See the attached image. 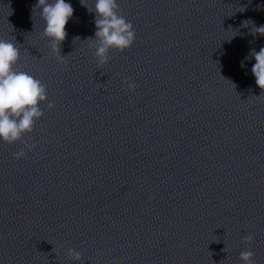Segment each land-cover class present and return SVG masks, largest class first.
I'll return each instance as SVG.
<instances>
[{"label": "clouds", "instance_id": "1", "mask_svg": "<svg viewBox=\"0 0 264 264\" xmlns=\"http://www.w3.org/2000/svg\"><path fill=\"white\" fill-rule=\"evenodd\" d=\"M88 7L89 12H95V43L94 56L98 65L109 62L110 50L120 52L129 49L136 38V33L131 22H128L119 11L117 0H95L94 7ZM35 8L42 9L40 16L45 22L43 37L48 38L51 52L56 54L59 63H65L64 57L60 56V44L67 36L66 25L73 16L74 9L65 0H38ZM251 21H245L242 26H247ZM264 35V25L253 27L252 34ZM78 38V37H77ZM251 43V42H250ZM20 49L11 41L0 39V140L8 144L17 141L25 144L30 151L35 145L29 146L23 140L25 134L31 133L34 124L43 116L39 104L47 100V85L34 78L27 72L15 67L18 64ZM255 59L251 72L255 77L256 84L264 90V47L257 52L250 49V54L245 59ZM244 67V63H241ZM128 90L134 91L135 84L124 80ZM49 109L53 108L48 103ZM19 160L26 156L24 150L13 154ZM245 243L251 245L252 236L244 237ZM69 257L74 261H80L82 255L73 248L67 249ZM254 252L246 250L240 253L243 264H254Z\"/></svg>", "mask_w": 264, "mask_h": 264}]
</instances>
